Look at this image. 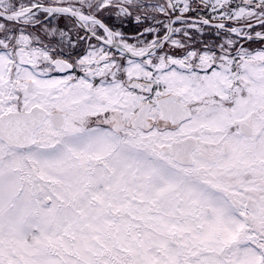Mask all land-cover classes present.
Segmentation results:
<instances>
[{
	"label": "snow or ice",
	"instance_id": "snow-or-ice-1",
	"mask_svg": "<svg viewBox=\"0 0 264 264\" xmlns=\"http://www.w3.org/2000/svg\"><path fill=\"white\" fill-rule=\"evenodd\" d=\"M0 264H264V0H0Z\"/></svg>",
	"mask_w": 264,
	"mask_h": 264
}]
</instances>
